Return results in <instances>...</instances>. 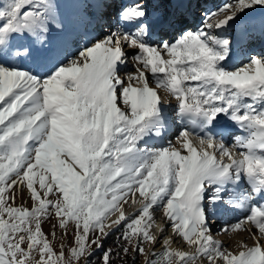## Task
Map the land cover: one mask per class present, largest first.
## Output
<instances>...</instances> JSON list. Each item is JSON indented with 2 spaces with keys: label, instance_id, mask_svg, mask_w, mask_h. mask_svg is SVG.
<instances>
[{
  "label": "snow or ice",
  "instance_id": "1",
  "mask_svg": "<svg viewBox=\"0 0 264 264\" xmlns=\"http://www.w3.org/2000/svg\"><path fill=\"white\" fill-rule=\"evenodd\" d=\"M199 8L0 7V264H264V54L230 34L264 37L246 19L264 0L193 30ZM240 232L254 246L238 254L215 238Z\"/></svg>",
  "mask_w": 264,
  "mask_h": 264
},
{
  "label": "bare ground",
  "instance_id": "2",
  "mask_svg": "<svg viewBox=\"0 0 264 264\" xmlns=\"http://www.w3.org/2000/svg\"><path fill=\"white\" fill-rule=\"evenodd\" d=\"M216 1V3L214 4V7L209 9L208 11H212V12H215V10L218 8V5L219 4H225V3H231L233 2V0H196L197 3L199 4H202L201 7H203L204 9H206V7L208 8V6H211V4ZM218 2H220L218 5H216ZM197 11V10H196ZM197 13L190 17V26L194 29L196 28L197 26H203L201 23H202V20H199V18L196 17ZM246 19H256L257 21L261 20V19H264V8H257L255 10H249L248 11V16L246 17ZM232 33H234V37L235 39L237 40V45H238V48H243L246 52L248 51V48L251 49L253 51V55H256V54H264V37H261L260 36V33L259 31L256 32V37L254 40H248L246 38H241L240 35H239V32L238 30L236 29H233L232 30ZM240 40H244L243 43H240ZM249 45H251V47H249ZM249 55H252V53L250 52ZM245 63H247V59L244 60ZM151 79V78H150ZM166 102L169 100V97L166 95V98L164 99ZM174 100V101H173ZM176 101L175 99H172L171 100V104L172 105H175ZM175 131V129H174ZM241 134L239 131H236V135H239ZM139 206V204H136V205H126L125 206V209H126V212L127 213H132L133 211H135L137 209V207ZM157 217L160 216V213L157 212L156 213ZM244 213L243 212H240V211H237V212H234L232 213L228 218L227 220H221L220 222L217 223L216 227L219 225V224H223L225 222H234L236 217H240V216H243ZM171 232V230H169V233ZM241 235V234H240ZM239 235V236H240ZM235 237V236H234ZM244 237V236H243ZM218 239V238H216ZM224 239H229L228 237V234L227 235H224L222 238H221V241L224 240ZM233 239V238H232ZM220 240V239H219ZM231 240V239H230ZM234 240V239H233ZM237 240V239H235ZM234 240V241H235ZM223 242V241H222ZM233 242V241H232ZM224 243V242H223ZM236 243V242H235ZM172 248H177V247H180L182 248V250H190L186 247L185 244L183 243H177L175 238L173 239V243L171 245ZM237 248V246H235Z\"/></svg>",
  "mask_w": 264,
  "mask_h": 264
},
{
  "label": "rangeland",
  "instance_id": "3",
  "mask_svg": "<svg viewBox=\"0 0 264 264\" xmlns=\"http://www.w3.org/2000/svg\"><path fill=\"white\" fill-rule=\"evenodd\" d=\"M211 1V0H210ZM7 2V0H0V7H2L5 3ZM202 11L201 9H198L197 10V15L196 17L201 19L202 15H201ZM199 21V20H198ZM248 52L252 53L253 51H249ZM253 54V53H252ZM246 60V59H244ZM238 63V62H236ZM161 95L163 96V99L166 98V93H164L163 91H161ZM168 96V95H167ZM174 101V100H173ZM174 138V137H173ZM18 203H20V201H18ZM52 223H55V220H52L51 222H45L43 224V230L46 232V233H51L52 232ZM221 226V224H219L216 228L218 229L219 227ZM170 230V229H169ZM59 231H57V235H59ZM241 234V235H240ZM215 235V233H214ZM240 235V236H239ZM224 235H218V236H215V238H218L221 240V238L223 237ZM235 236V237H234ZM244 236V237H243ZM228 237L229 239H224L222 240L224 243V247L228 250V251H231L233 252L234 254H238L239 251L241 250H244L243 249V245L246 244L248 247H253L254 246V241L253 239L251 238L250 236V233L249 232H240L238 234H228ZM51 238V237H50ZM237 239V240H233V239ZM231 239V240H230ZM233 241V242H232ZM236 242V243H235ZM237 246V248L235 247ZM158 252H163L164 249L163 248H158L157 249Z\"/></svg>",
  "mask_w": 264,
  "mask_h": 264
},
{
  "label": "trees",
  "instance_id": "4",
  "mask_svg": "<svg viewBox=\"0 0 264 264\" xmlns=\"http://www.w3.org/2000/svg\"><path fill=\"white\" fill-rule=\"evenodd\" d=\"M111 245H112V242L110 241L108 246H111Z\"/></svg>",
  "mask_w": 264,
  "mask_h": 264
}]
</instances>
